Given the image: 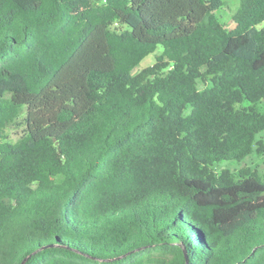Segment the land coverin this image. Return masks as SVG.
Here are the masks:
<instances>
[{
	"label": "trees",
	"instance_id": "1",
	"mask_svg": "<svg viewBox=\"0 0 264 264\" xmlns=\"http://www.w3.org/2000/svg\"><path fill=\"white\" fill-rule=\"evenodd\" d=\"M225 4L0 0V264H264V179L217 169L264 130V0Z\"/></svg>",
	"mask_w": 264,
	"mask_h": 264
},
{
	"label": "rangeland",
	"instance_id": "2",
	"mask_svg": "<svg viewBox=\"0 0 264 264\" xmlns=\"http://www.w3.org/2000/svg\"><path fill=\"white\" fill-rule=\"evenodd\" d=\"M225 6L218 11L219 16L225 22V24L229 28H233L235 26L233 14L238 7V0H225ZM264 24H259L258 27L262 28ZM163 50L162 45L157 47V50L154 53L149 54L141 64L135 69L134 74H137L145 67L153 64L156 60V55L161 53ZM258 108L264 111V101L258 103ZM14 138L18 136V134L12 135ZM257 142L255 144L254 152L245 158L243 161H224L218 164L217 169L221 170L223 168H228L235 173L240 172L242 168H251L256 170L264 179V130L257 135ZM259 142H262L263 146L260 145Z\"/></svg>",
	"mask_w": 264,
	"mask_h": 264
},
{
	"label": "water",
	"instance_id": "3",
	"mask_svg": "<svg viewBox=\"0 0 264 264\" xmlns=\"http://www.w3.org/2000/svg\"><path fill=\"white\" fill-rule=\"evenodd\" d=\"M186 260H187V262H188V257H187V255H186ZM25 261H26V259L23 260L22 264H24Z\"/></svg>",
	"mask_w": 264,
	"mask_h": 264
}]
</instances>
